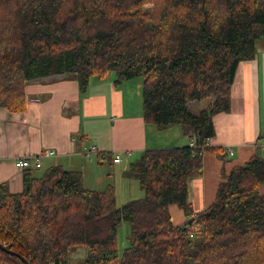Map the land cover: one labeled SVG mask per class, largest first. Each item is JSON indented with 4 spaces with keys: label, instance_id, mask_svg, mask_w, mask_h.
Here are the masks:
<instances>
[{
    "label": "trees",
    "instance_id": "16d2710c",
    "mask_svg": "<svg viewBox=\"0 0 264 264\" xmlns=\"http://www.w3.org/2000/svg\"><path fill=\"white\" fill-rule=\"evenodd\" d=\"M263 41L264 0H0V108L23 113L25 84L49 76H74L80 93L92 78H141L144 123L179 125L196 145L141 152L124 177L143 196L120 207L114 185L87 189L79 171L24 170L20 193L0 188V264H67L74 246L88 250L84 264H264V160L234 167L202 212L188 186L204 154L224 159L204 144L213 118L230 111L238 65ZM96 160L112 165L114 155ZM171 205L184 224H173ZM123 222L130 234L119 259Z\"/></svg>",
    "mask_w": 264,
    "mask_h": 264
},
{
    "label": "crops",
    "instance_id": "0c3cea01",
    "mask_svg": "<svg viewBox=\"0 0 264 264\" xmlns=\"http://www.w3.org/2000/svg\"><path fill=\"white\" fill-rule=\"evenodd\" d=\"M141 91V79L114 84L112 75L92 78L83 93L74 76L55 75L27 82L23 113L0 108V188L20 193L24 170L17 169L15 161L45 151H53L54 156L42 159V167L62 166L79 171L87 189L100 190L101 185L105 188L114 184L116 188L114 180H104L101 168L121 163L102 165L97 160L88 161L83 148L95 147L93 156L129 152L137 158L145 150L187 146L188 139L179 125L160 131L144 123ZM210 103L211 100L202 101L195 108L201 112ZM213 123L215 136L211 146L222 149L225 156L219 160L204 154L202 175L189 180V203L195 213L214 202L219 183L234 167L244 165L255 155L264 160V41L258 44L254 59L238 65L231 86L230 111L215 116ZM259 192L264 194V185ZM172 206L175 205L169 207L170 215ZM176 215L179 222L174 223L171 216L173 224H184V214Z\"/></svg>",
    "mask_w": 264,
    "mask_h": 264
},
{
    "label": "rangeland",
    "instance_id": "374dc122",
    "mask_svg": "<svg viewBox=\"0 0 264 264\" xmlns=\"http://www.w3.org/2000/svg\"><path fill=\"white\" fill-rule=\"evenodd\" d=\"M136 79H141V78H136ZM204 101L207 102V101H210V99H207ZM197 105H198L197 103H191L188 106L190 107L189 111L191 110L190 112L192 113L199 112L195 108ZM135 159L136 157L132 155V157L129 156L127 158H124L123 162L119 166H115L111 168L104 166L101 168V174L104 180L111 179V181L113 180L115 181V186L117 188L116 201H117L118 207L122 206L123 204H126L130 200H136L143 196L142 192L138 188L136 181L129 180V179L126 180L123 175L122 177L124 179L121 178V172H124L123 170L126 168L127 164L130 162H133ZM92 160H96V156H93ZM44 170H46V168L43 166L40 169L34 171L33 174L35 177H39L40 175H42ZM106 182L109 183L108 180H106ZM111 185H114V184H111ZM99 188H101L100 190L104 189L103 185H101V187ZM176 213H178V215H183L179 208H177L176 206H172L171 216L173 218L174 223L179 222V219L177 218ZM129 234H130L129 225L126 222L121 223L117 231V254H118L119 259L121 258L123 251L128 247ZM87 251L88 250L82 246L71 247L69 249V260L67 264H84Z\"/></svg>",
    "mask_w": 264,
    "mask_h": 264
},
{
    "label": "built area",
    "instance_id": "2783aa9c",
    "mask_svg": "<svg viewBox=\"0 0 264 264\" xmlns=\"http://www.w3.org/2000/svg\"><path fill=\"white\" fill-rule=\"evenodd\" d=\"M188 145L190 147H196V145L194 144V141H190L188 143ZM203 147V146H202ZM204 147H212L210 141L208 140L205 144ZM96 152V148L95 147H89V148H83L82 153L83 155L89 160L91 161L93 158V155ZM54 156V152L53 151H45L44 153H41L37 156H25V157H21L19 159H17L15 161V167L19 170H38L42 167V159L44 158H51ZM125 156V157H123ZM130 156L129 152L126 153H117L114 155V163L115 164H119L123 162L124 158H127Z\"/></svg>",
    "mask_w": 264,
    "mask_h": 264
},
{
    "label": "water",
    "instance_id": "95a60500",
    "mask_svg": "<svg viewBox=\"0 0 264 264\" xmlns=\"http://www.w3.org/2000/svg\"><path fill=\"white\" fill-rule=\"evenodd\" d=\"M23 262H24L25 264H28V263H27L26 261H24V260H23Z\"/></svg>",
    "mask_w": 264,
    "mask_h": 264
}]
</instances>
